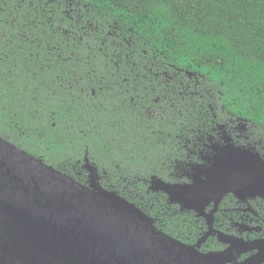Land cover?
Instances as JSON below:
<instances>
[{
	"label": "trees",
	"instance_id": "16d2710c",
	"mask_svg": "<svg viewBox=\"0 0 264 264\" xmlns=\"http://www.w3.org/2000/svg\"><path fill=\"white\" fill-rule=\"evenodd\" d=\"M220 126L264 143V0H0V138L85 186L88 157L187 245L205 221L154 181L190 184Z\"/></svg>",
	"mask_w": 264,
	"mask_h": 264
},
{
	"label": "water",
	"instance_id": "95a60500",
	"mask_svg": "<svg viewBox=\"0 0 264 264\" xmlns=\"http://www.w3.org/2000/svg\"><path fill=\"white\" fill-rule=\"evenodd\" d=\"M221 149V148H220ZM89 186L0 138V264H264V241L248 244L214 230L209 205L228 195L264 198V157L221 149L210 170L197 169L190 184L154 181L183 209L206 217L209 231L187 245L159 230L146 213L99 183L98 168L85 159ZM228 245L202 252L212 234Z\"/></svg>",
	"mask_w": 264,
	"mask_h": 264
},
{
	"label": "flooded vegetation",
	"instance_id": "af4514ba",
	"mask_svg": "<svg viewBox=\"0 0 264 264\" xmlns=\"http://www.w3.org/2000/svg\"><path fill=\"white\" fill-rule=\"evenodd\" d=\"M220 129L222 130V133L215 131L218 136H212L208 139L210 151L207 152V154L211 155L212 158L208 160L210 166L204 167V171L210 170L216 163L221 149H244L251 151L253 154H259L264 157V143L250 140L247 136L244 138L243 134H245L246 130L238 131V129L235 128L230 133L224 131L222 126H220ZM201 155H203V151L201 152ZM187 172L188 170L183 168V176L188 183L190 181L189 178H192L195 172ZM184 183L186 182H182L181 184ZM168 198L170 205L176 206L180 212L188 214V216L192 215L193 218L197 220V223H199L201 220L205 221L206 230L202 233L200 238L204 237L209 231V227L206 222L208 219L203 216H198L195 211L188 209L182 210V207L179 204L171 202V197L169 195ZM210 213L214 218V230L216 232H222L230 236H234L237 239H244V241H246L248 244H253L257 241H264V198L249 197L246 200H241L231 194L225 197L217 207H215L213 204L206 207L205 214ZM214 238L219 244L223 245V249L220 251H224L228 248V245H224L218 240V234L214 233H212L207 238L205 243L209 240H215ZM205 243H203L202 246ZM257 253L258 250H251L242 254L238 259V263H243V261L255 256Z\"/></svg>",
	"mask_w": 264,
	"mask_h": 264
}]
</instances>
